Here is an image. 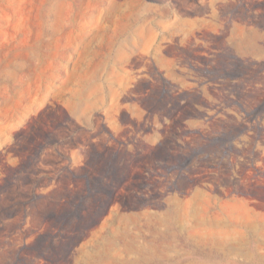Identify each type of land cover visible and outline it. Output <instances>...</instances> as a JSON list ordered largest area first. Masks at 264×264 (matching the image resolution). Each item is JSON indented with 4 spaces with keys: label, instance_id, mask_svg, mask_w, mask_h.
Segmentation results:
<instances>
[{
    "label": "rangeland",
    "instance_id": "rangeland-1",
    "mask_svg": "<svg viewBox=\"0 0 264 264\" xmlns=\"http://www.w3.org/2000/svg\"><path fill=\"white\" fill-rule=\"evenodd\" d=\"M0 264H264V0H0Z\"/></svg>",
    "mask_w": 264,
    "mask_h": 264
}]
</instances>
